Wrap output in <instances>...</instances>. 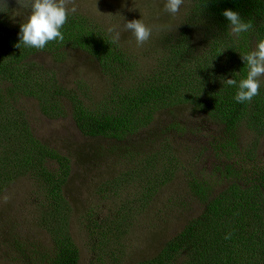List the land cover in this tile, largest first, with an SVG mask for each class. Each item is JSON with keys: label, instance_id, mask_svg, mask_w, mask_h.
Returning a JSON list of instances; mask_svg holds the SVG:
<instances>
[{"label": "trees", "instance_id": "trees-1", "mask_svg": "<svg viewBox=\"0 0 264 264\" xmlns=\"http://www.w3.org/2000/svg\"><path fill=\"white\" fill-rule=\"evenodd\" d=\"M225 9L239 12L253 24V30L237 39L228 32V21L222 16ZM3 11L0 10V151L10 155L9 150L15 149L9 143L13 137L24 159L22 165L37 185L35 198L44 208L40 218L46 221L43 216L48 213L55 219L46 221L50 230L59 226L58 231H52L50 246L33 248L30 256L20 253L30 260L28 264H80L81 251L67 232L71 228L69 210L73 209V203L65 189L73 159L36 140L33 134L30 136L26 120L1 118L8 108L6 101H14L16 108L23 96L35 98L48 118L68 114L85 137L109 140L127 149L131 157H143L139 161L144 168L141 175L147 176L140 191L143 205L159 199L162 189L180 175L186 186L184 194L189 197L181 200L183 194L178 198L182 204L178 208L180 215L188 201L203 205L202 212L190 219L156 257L136 264H264V161L257 149L264 138V83L260 94L245 104L236 103L233 97L237 89L224 83L228 78L239 80L246 76L240 54L254 47L258 38L264 39V0H195L178 33L162 37L156 56L159 52L164 56L159 57L157 65H139L93 20L73 13L63 28L64 41L50 42L42 50L23 44L16 47L19 41L13 37L15 28L6 34L3 24L8 15H2ZM197 19L205 25L206 33L202 39L193 40ZM70 47L96 58L102 74L109 80L107 91L97 102L87 104L72 89L61 86L54 72L45 70V75H41L35 73L34 67H22L30 54L58 58L65 56ZM64 100L70 104L68 108ZM181 105H188L195 114L206 116L222 130L223 138L215 139L211 147L215 160L219 161L214 171L219 182L232 177L228 188L215 190L216 182L198 172L200 167L196 164L205 151L187 166L169 139L154 150L160 139L158 134L153 133L155 138L140 141L134 147L123 145L130 144L152 125L160 111ZM172 129L179 131L178 126L173 125ZM246 133L253 138L252 142H243ZM149 147L153 148L151 152L141 155ZM108 153L109 149L103 154ZM121 156H126L125 150ZM232 160L241 170L229 165ZM134 173L133 168L119 174L113 183L107 178L97 190L94 188L95 197L108 202L110 197L119 196L126 178L130 180ZM128 202L116 204V214L105 219L92 212L90 206L86 226L91 239L95 234L101 239L95 244V249L101 252L97 257L100 264L116 255L115 250H108L112 238H121L134 227L132 219L148 216L150 212L149 209L136 216Z\"/></svg>", "mask_w": 264, "mask_h": 264}, {"label": "rangeland", "instance_id": "rangeland-1", "mask_svg": "<svg viewBox=\"0 0 264 264\" xmlns=\"http://www.w3.org/2000/svg\"><path fill=\"white\" fill-rule=\"evenodd\" d=\"M65 2L69 9L76 8L74 14L90 18L104 31L111 25L123 26L133 19H143L149 26L161 25L162 30L154 31L152 38L143 46H137L131 33L123 29H121V41L116 44L139 65L147 63L157 65L160 63L159 57L164 56L162 52L156 56L157 49L160 51L158 45L163 42L162 37L178 33L181 23L193 10L195 0H185L181 11L176 15L163 12L164 0H65ZM3 3H0V10H4L2 15H8L4 18L3 24L7 28L6 34L8 35L9 30L15 28L13 37L18 38L20 25L26 22L30 14L27 8L28 0H3ZM205 33V25L197 19L193 28L195 35L193 40L202 39ZM68 50L65 56L58 58L43 53L30 54L24 60L22 67L25 66L27 69L34 67L35 73L41 75H45V70L54 72L61 86L72 89L87 104L97 102L107 91L109 82L102 74L98 60L81 49L70 47ZM6 60L4 58L3 62ZM13 102L6 101L8 108L1 118L10 116L12 119L18 117L22 122L26 120L28 132L31 131L30 136L33 134L37 137L36 140L73 159L72 174L65 189L73 203V209L69 210L71 228L67 232L81 251L80 264H100L97 262V257L101 252L95 249V244L101 239L96 234L91 239L86 226L90 206L93 209L91 211L102 219L115 215L116 204L122 201H129L132 214L136 216L150 209L148 216L138 215L139 217L132 219L134 227L124 232L121 238H112L108 250L111 252L115 250L116 255L114 258L107 257L104 264H136L156 257L190 219L202 212L203 205L191 200L180 215L178 209L182 205L180 201L189 200L188 194H184L186 186L181 175L162 189L159 199L143 205L140 201V191L141 186L147 181V176L141 175L144 173V168L140 167L139 161L143 157H131L127 149L109 140L85 137L68 114L66 117L48 118L43 114L39 102L33 97H21L16 108ZM63 102L66 108L70 106L67 101ZM173 125L178 126L179 131L183 133L173 130ZM169 127L171 129L167 130ZM164 131H166L165 135H163ZM153 133L160 136L154 150H158L162 142L169 139L175 145L178 151L175 152L179 154L184 165L190 166L195 162L196 155H201L205 151L196 166L200 167L198 172L205 179L216 182L215 190L228 188L231 184L232 177L219 182V176L214 173L219 161L215 160L211 145L215 139L219 140L223 137L222 130L206 116L195 114L188 105L162 110L155 116L152 125L132 139L130 144L123 145L137 146L140 141L155 138ZM249 136L248 133L243 135V142H252L253 138ZM9 143L15 145V149L9 150L10 155H6L4 150L0 151V264H28L30 260L20 253L24 252L30 256L34 252L33 248L50 246L52 231H58L59 226L50 230L46 221L55 219L48 213L43 216L46 221L40 218L44 208L37 197L35 198L34 192L37 191L35 180L22 165L24 159L20 150H17L13 137L9 139ZM107 149L109 153L104 155ZM152 149V147L146 148L141 155L150 153ZM257 149L260 159L264 161V138L258 142ZM122 150H125L126 156H121ZM229 165L241 170L234 164V160L230 161ZM133 168L135 173L130 180L129 177L126 178V182L120 188L119 196L110 197L108 202L95 197L94 188L97 190L107 178L113 183L119 174H126ZM183 194L184 196L179 200L178 198ZM169 198H171L170 202L166 204ZM157 209L162 212L157 213Z\"/></svg>", "mask_w": 264, "mask_h": 264}, {"label": "clouds", "instance_id": "clouds-1", "mask_svg": "<svg viewBox=\"0 0 264 264\" xmlns=\"http://www.w3.org/2000/svg\"><path fill=\"white\" fill-rule=\"evenodd\" d=\"M0 3H3V0H0ZM184 3L185 0H164L163 12L176 15L181 11ZM27 8L30 14L26 22L20 25L17 34L19 43L16 47L23 44L27 48L42 50L50 42L64 41L63 28L68 22L70 12L73 14L76 12L75 7L69 9L65 0H28ZM222 16L228 21V32L237 39L253 30V24L244 20L237 11L225 9ZM121 29L131 33L137 46H143L152 38L154 31L162 30V26L157 24L149 26L143 19L127 21L123 26L111 25L106 31L115 44L121 41ZM240 55L247 69L246 76L239 80L228 78L224 83L237 89L233 97L235 102L245 104L251 103L253 98L260 94L261 85L264 83V39L258 38L254 47Z\"/></svg>", "mask_w": 264, "mask_h": 264}]
</instances>
